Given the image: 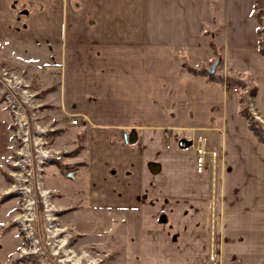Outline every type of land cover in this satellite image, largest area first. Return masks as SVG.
<instances>
[{
    "label": "crops",
    "instance_id": "crops-1",
    "mask_svg": "<svg viewBox=\"0 0 264 264\" xmlns=\"http://www.w3.org/2000/svg\"><path fill=\"white\" fill-rule=\"evenodd\" d=\"M258 33L255 0H0V61L48 81L56 142L82 145L48 168L67 224L123 239L125 264H264V141L236 90L264 114Z\"/></svg>",
    "mask_w": 264,
    "mask_h": 264
},
{
    "label": "rangeland",
    "instance_id": "rangeland-1",
    "mask_svg": "<svg viewBox=\"0 0 264 264\" xmlns=\"http://www.w3.org/2000/svg\"><path fill=\"white\" fill-rule=\"evenodd\" d=\"M255 10L257 12V8ZM260 15V12L257 13L259 23ZM4 67L23 78L30 100L38 105L35 121L46 139L45 150L50 151L46 154L52 158L40 164L36 157L32 158L30 164L23 160L20 154L23 142L17 134L12 110L0 81L2 102L6 103L11 114L15 141L11 158L1 165L4 172L1 175L3 184L0 185V242L8 240L11 244L6 247L2 244L4 250L0 264H125L126 245L123 239L86 236L73 225L67 224L66 217L73 207L58 203L56 190L48 181V168L52 164L63 166L66 171L72 170L67 165L72 164L74 150L82 148L76 137L65 140L62 145L56 142L57 137L64 132V126L60 125L63 118L54 113V106L48 101V81L41 80L37 74L31 75L30 68L15 70L5 61H0V69ZM32 68L36 70L35 65ZM252 96L249 98L241 92L243 107L249 105V101L256 104L255 95ZM259 113L264 115L260 110ZM255 121L264 130V125L257 119ZM33 130L35 132L37 129ZM38 182L41 190L47 193L45 197L40 194Z\"/></svg>",
    "mask_w": 264,
    "mask_h": 264
},
{
    "label": "built area",
    "instance_id": "built-area-1",
    "mask_svg": "<svg viewBox=\"0 0 264 264\" xmlns=\"http://www.w3.org/2000/svg\"><path fill=\"white\" fill-rule=\"evenodd\" d=\"M261 5L260 8L256 7ZM255 8H257V13L260 12V23H259V45L264 54V0H255ZM0 81L3 83V91L6 93L9 105L12 110L14 124L16 125L17 134L21 137L23 145L21 148V153L23 155V160H25L26 164H30L32 162V158L36 157L37 162L45 163L47 159L52 158L49 153L50 151L45 150V137L42 135V131L40 130V125L35 121L36 119V110L37 104L33 103L29 95L27 94V90L23 84V78L19 77L14 72H11L7 68L0 69ZM24 87V88H23ZM240 92L245 93L246 96L252 98L253 94L251 93V89L248 86H245L243 89H238ZM247 109V113L249 118L257 119L264 125V115L259 113L257 105L249 101V105L245 106ZM71 123L77 124L78 118H72L70 120ZM33 129H37L33 132ZM166 136L169 134L166 132ZM195 145H196V171L198 173H203L206 169V154L207 149L205 145V139L202 134H199L195 137ZM20 152V151H19ZM213 156L217 155L216 150L211 151ZM38 188L40 189L41 196H46V191L41 190V187L38 182ZM45 200V199H44Z\"/></svg>",
    "mask_w": 264,
    "mask_h": 264
},
{
    "label": "trees",
    "instance_id": "trees-1",
    "mask_svg": "<svg viewBox=\"0 0 264 264\" xmlns=\"http://www.w3.org/2000/svg\"><path fill=\"white\" fill-rule=\"evenodd\" d=\"M251 92L253 93V90H251ZM254 94V93H253ZM243 112L245 115L248 116V113H247V109L246 108H243ZM249 118V116H248ZM252 122H251V127L252 129L256 132V134L259 136L260 140L264 141V130H262L259 126V123L257 121H255L254 119L252 118H249Z\"/></svg>",
    "mask_w": 264,
    "mask_h": 264
},
{
    "label": "water",
    "instance_id": "water-1",
    "mask_svg": "<svg viewBox=\"0 0 264 264\" xmlns=\"http://www.w3.org/2000/svg\"><path fill=\"white\" fill-rule=\"evenodd\" d=\"M216 64H217V63H214L212 69L210 70L211 73H214V72H215V70H216ZM134 139H135V138H133L132 135H128V134L125 135V140L128 141V142H129V141H132V140H134Z\"/></svg>",
    "mask_w": 264,
    "mask_h": 264
}]
</instances>
